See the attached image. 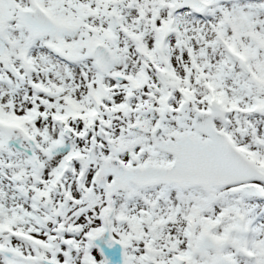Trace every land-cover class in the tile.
Wrapping results in <instances>:
<instances>
[{"label":"snow or ice","instance_id":"6c2138e0","mask_svg":"<svg viewBox=\"0 0 264 264\" xmlns=\"http://www.w3.org/2000/svg\"><path fill=\"white\" fill-rule=\"evenodd\" d=\"M0 264H264V0H0Z\"/></svg>","mask_w":264,"mask_h":264}]
</instances>
